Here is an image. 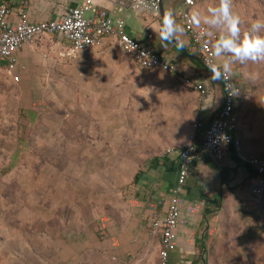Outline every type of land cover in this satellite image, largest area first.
Listing matches in <instances>:
<instances>
[{
    "label": "crops",
    "instance_id": "obj_1",
    "mask_svg": "<svg viewBox=\"0 0 264 264\" xmlns=\"http://www.w3.org/2000/svg\"><path fill=\"white\" fill-rule=\"evenodd\" d=\"M0 1L12 13L23 9L31 21L53 19L82 2ZM131 1L105 0L102 6L112 19L123 21L128 36L176 65L178 73L139 69L124 60L112 36L73 56L54 36L23 46L16 53L23 67L17 84L0 63V264H12L14 252L21 264H158L159 243L149 235V221L165 214L179 147L193 138L200 148L202 131L222 97L219 80L203 68L189 35H179L182 47L162 41L159 17L136 15ZM191 1V19L199 13V24L216 44L226 32L204 23V17L220 0ZM182 2L161 0L162 15L171 11L180 26ZM232 12L240 17L243 39L254 22H264V0H232ZM50 49L64 63L86 53L84 62L71 64L83 71L74 75L79 81L83 77V97H43L39 67ZM91 55L99 61H90ZM110 57L120 60L107 61ZM182 77L204 85L201 102L182 85ZM230 79L237 87L232 137L243 155L264 160V62L236 61ZM15 90L18 96L10 97ZM109 165L116 167L112 175L104 168ZM60 166L86 184V193L79 185L73 189L72 203L64 201L60 186L61 176L74 177ZM92 166L100 169L95 176L82 170ZM252 178L233 150L220 160L202 153L186 167L177 196L175 246L166 264H264V194L252 201ZM98 179L112 181L113 188L97 190L93 182ZM30 228L36 232L32 239L12 241L17 231Z\"/></svg>",
    "mask_w": 264,
    "mask_h": 264
},
{
    "label": "built area",
    "instance_id": "obj_2",
    "mask_svg": "<svg viewBox=\"0 0 264 264\" xmlns=\"http://www.w3.org/2000/svg\"><path fill=\"white\" fill-rule=\"evenodd\" d=\"M105 0H82L78 6L65 9L53 19L31 21L23 9L12 13L5 2L0 1V63L3 71L14 84L19 82L23 70L16 59V53L23 46H32L46 37L54 36L63 45L68 56L76 55L89 48L98 47L104 37L112 36L119 50L139 69L160 71L168 74L178 73L176 65L160 59L156 52L143 46L124 32L121 19H112L102 6ZM191 0H183L179 12L184 31L189 35L192 46L199 54L203 68L211 73L210 66L218 64L214 56V36L204 25L193 23L188 6ZM95 4L96 8L92 9ZM131 10L137 15L147 13L152 19L159 17L157 0H132ZM88 13V14H87ZM222 70V69H221ZM182 85L197 93V100L205 98L204 85L196 80L182 77ZM221 105L202 131L200 148H196L190 138L178 149V169L175 185L168 197L163 216H153L149 221V235L157 237L159 249L158 264H166L167 253L174 249V232L179 219L178 194L183 185L185 169L198 161L202 153L220 160L233 150L240 162L248 166L252 173L249 194L257 203L264 194V160L257 156H245L240 152L239 142L232 137L236 125L235 101L237 87L230 76L219 79ZM231 85V89H229ZM233 92V95L229 94ZM196 128L200 127L196 123ZM169 153V150L165 151Z\"/></svg>",
    "mask_w": 264,
    "mask_h": 264
},
{
    "label": "clouds",
    "instance_id": "obj_3",
    "mask_svg": "<svg viewBox=\"0 0 264 264\" xmlns=\"http://www.w3.org/2000/svg\"><path fill=\"white\" fill-rule=\"evenodd\" d=\"M208 12L209 15L204 17V23L226 32V35H221L214 45V56L218 61L222 60V64H212L210 66L209 70L212 73L211 78L213 80H219L221 76L229 77L231 64L236 61L240 63L248 61L253 63L264 62V36L259 34L264 31V22L259 20L254 22L241 39V20L238 15L232 12V0H220L219 6L210 8ZM192 19L195 24L199 25V13H194ZM183 32L184 29L176 23L174 14L171 11L164 13L160 39L167 43H176L178 47H182L179 35H182ZM231 87L229 85V89ZM229 94L233 95V92L229 91Z\"/></svg>",
    "mask_w": 264,
    "mask_h": 264
},
{
    "label": "rangeland",
    "instance_id": "obj_4",
    "mask_svg": "<svg viewBox=\"0 0 264 264\" xmlns=\"http://www.w3.org/2000/svg\"><path fill=\"white\" fill-rule=\"evenodd\" d=\"M47 55H48V60L45 61V63L42 64V66L39 67V73L43 72V76H40L42 79V86H41V93H43V97H83L84 95V81H83V77H81L80 81L76 80V76L75 73H79V72H83L82 70H74V64L73 66L71 65L72 63L79 61V62H84L85 61V54L80 55V57H78V59L64 63L63 61H60L61 59H59L60 57H58V53L55 54V50L50 49L47 50ZM94 55H91L90 57V61H99V59H96V57ZM123 58H126L124 60H129L127 56H122ZM59 59V60H58ZM96 59V60H95ZM115 60H120V59H114L112 57H110L107 61H115ZM38 74V73H37ZM16 90L13 92H10L9 94L11 95L10 97H16L18 96V92L16 95ZM68 123H65V125H67ZM60 168L63 170V166H60ZM105 169L108 170L109 174L112 175L113 171L116 169V167H113L112 165L109 166H105ZM71 169L73 170L74 168L71 167ZM82 170H84V172L88 173L89 171L93 172L94 176L95 174H97L100 169L99 167H83ZM63 174H68V175H72L71 177L73 178L72 181H68L67 179H64V177L61 176V188L64 190H62L61 195L62 197H64V201L65 200H71V203L73 202V195L72 193L74 192L75 187H77V185H79V187H82V191H84L86 193V184L84 185V183L82 181H80L79 178L75 179V173H72V171L66 170L62 172ZM77 174H84L83 172L81 173L80 170L77 169ZM88 176V174H86ZM68 177V176H67ZM106 181H100L99 179L95 182H93V185L97 186V190L98 186L102 187V188H106V186L109 189L113 188V183L112 181H107V183H105ZM59 184V183H58ZM68 185H70L69 188ZM106 185V186H105ZM67 188V189H66ZM74 189V190H73ZM61 190V189H60ZM79 189L77 188V191ZM87 193H88V187H87ZM84 194V193H83ZM61 197V200L63 201V198ZM60 200V201H61ZM51 205H55L56 206V201H51L50 202ZM35 205V204H34ZM67 209V207H66ZM64 213H66V210H64ZM65 216V215H64ZM66 218H68V214H66ZM67 223V222H66ZM68 224V223H67ZM35 229H31L28 231H24L23 233L17 231V234L12 235V241H17L18 239H22L24 237L28 238V239H32V237L34 236ZM22 249V247H17V252L20 254V250ZM15 252L12 256V264H21V261H16L15 260ZM32 264V263H30Z\"/></svg>",
    "mask_w": 264,
    "mask_h": 264
},
{
    "label": "water",
    "instance_id": "obj_5",
    "mask_svg": "<svg viewBox=\"0 0 264 264\" xmlns=\"http://www.w3.org/2000/svg\"><path fill=\"white\" fill-rule=\"evenodd\" d=\"M157 11L159 14V20L162 24V20H163V15H162V11H161V0H157Z\"/></svg>",
    "mask_w": 264,
    "mask_h": 264
},
{
    "label": "trees",
    "instance_id": "obj_6",
    "mask_svg": "<svg viewBox=\"0 0 264 264\" xmlns=\"http://www.w3.org/2000/svg\"><path fill=\"white\" fill-rule=\"evenodd\" d=\"M200 61V59H198Z\"/></svg>",
    "mask_w": 264,
    "mask_h": 264
}]
</instances>
